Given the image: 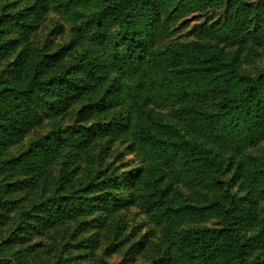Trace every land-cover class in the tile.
Here are the masks:
<instances>
[{
    "label": "trees",
    "instance_id": "obj_1",
    "mask_svg": "<svg viewBox=\"0 0 264 264\" xmlns=\"http://www.w3.org/2000/svg\"><path fill=\"white\" fill-rule=\"evenodd\" d=\"M39 1L43 11L53 10L68 22L92 14L100 53L88 47L67 66L57 48L35 59L31 70H25L19 55L13 80L0 86V144L10 147L35 126V89H45L43 94L67 106L89 95L85 107L89 111L83 109L82 114L99 119L96 135L113 133L131 139L147 166L129 176L132 203L172 236L179 219L169 198L174 185L188 191L209 186L215 164L206 158V150L178 137L177 131L166 128L168 132H159L160 110H193L191 129L221 152L240 156L264 138V71L244 73L237 55L198 40L155 46L153 38L161 21L157 0ZM222 5L224 18L210 32L213 40L239 50L264 42V0H224ZM31 8L34 13L39 10L38 4ZM59 66L61 72L46 76ZM72 67L78 68L76 74H70ZM86 137L82 133L77 138L86 145ZM44 146L47 152L52 149L49 144ZM44 150L38 147V152ZM12 164L35 170L31 158L19 156ZM237 177L246 193L220 204L217 212L222 223L179 232L168 245L164 264H246L259 250L264 252L262 233L241 234L264 225L259 210L264 203V160H243ZM102 184L106 204L114 206L112 181ZM59 208L57 213L62 212ZM193 213L205 215L202 208Z\"/></svg>",
    "mask_w": 264,
    "mask_h": 264
},
{
    "label": "rangeland",
    "instance_id": "obj_2",
    "mask_svg": "<svg viewBox=\"0 0 264 264\" xmlns=\"http://www.w3.org/2000/svg\"><path fill=\"white\" fill-rule=\"evenodd\" d=\"M157 1L161 21L153 38L155 46L198 40L237 55L244 73L264 71V42L239 50L212 39L210 32L224 18V0ZM39 3L0 0V86L13 80L11 75L19 55L25 70H31L35 59L57 48L62 50V62L67 66H72L88 47L100 53L101 43L94 35L96 18L92 14L68 22L53 10L43 11ZM35 4L39 6L36 13L31 8ZM62 68L59 66L46 76L59 73ZM77 69L72 67L70 74H76ZM43 91L35 89V126L10 147L0 144V264H164L168 245L179 232L221 224L217 212L220 204L246 193L237 177L239 164L247 158L264 160V138L240 156L223 153L191 129L193 110L161 109L157 130L177 131L178 137L206 150V158L215 164L214 181L209 186L188 191L180 184L174 185L169 198L179 219L175 233L168 236L163 224L130 199L129 176L147 167L132 140L114 137L113 133L96 135L99 119L82 114L89 104V95L67 106ZM82 133H86V145L77 138ZM47 144L52 148L48 152L44 150ZM40 145L43 152H38ZM19 156L31 158L35 170L13 165ZM109 179L113 183L111 192L116 196L114 206L106 204V190L102 189L103 181ZM59 206L63 209L57 213ZM201 208L205 215H194V210ZM259 210L264 221V203ZM256 233H262L264 238V225L241 231L244 237ZM245 263L264 264V252L259 250Z\"/></svg>",
    "mask_w": 264,
    "mask_h": 264
}]
</instances>
